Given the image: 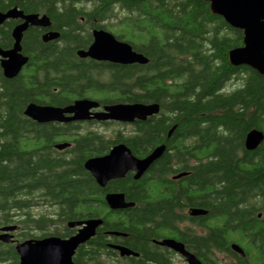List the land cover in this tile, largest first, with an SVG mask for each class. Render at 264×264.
I'll return each instance as SVG.
<instances>
[{
  "label": "trees",
  "instance_id": "1",
  "mask_svg": "<svg viewBox=\"0 0 264 264\" xmlns=\"http://www.w3.org/2000/svg\"><path fill=\"white\" fill-rule=\"evenodd\" d=\"M28 1L29 4L25 0L26 6L32 9L40 6L42 11L54 5V0ZM56 1L57 6L68 4L72 7L79 0ZM83 1L95 7L91 14H103L107 19L105 25L97 26L131 44L148 61L134 65L106 63L99 77L88 75L90 63L81 72L76 64L75 49L82 43L76 41L70 47L58 50L56 59L45 61L47 71L54 68L57 83H50L47 73L41 83L34 74L24 80L20 75L12 79L0 78V222L19 223L18 211L31 205L29 200L20 198L25 192L34 195L33 175L37 168L33 153L20 149V144L29 142L21 138L23 128L31 127L24 121L28 118L24 109L30 99L33 101L35 92L47 89L50 84L63 87L62 92H67L66 95L86 96L87 93L80 91L82 85L100 87L94 83L100 80L105 93L115 95L107 99L110 102L158 103L161 116L153 122V135L147 127L137 131L136 150L139 152L142 143H150L151 150L161 144L165 134L162 130L169 120L164 115L175 106L181 115L173 122L181 120L177 132L186 137L184 160L175 171L187 172L183 178L187 202L196 198L206 204L210 197L222 200L214 205L218 206L215 215L218 226L221 222L228 225L229 216L239 212V200L264 198V138L254 150L244 147L249 130L257 128L264 134V75L247 65H232L228 60V51L242 44V30L212 13L205 0ZM10 3L19 6L17 0H10ZM71 11L73 15L74 11L80 14V10ZM68 14V11L55 13L54 20L65 19ZM229 79H238L240 83L227 90L224 87ZM121 94L125 98L118 97ZM62 100L58 95V102ZM31 133L27 132L28 135ZM166 157L165 151L157 162L165 176L172 172L165 164ZM54 178L60 184L50 189V195L64 201L58 205V222L97 216L92 212L94 207L90 200H77L90 195L93 188H97L95 184L90 182L94 187L78 188V181L70 175H55ZM116 183L120 186L123 181ZM131 195L128 192V197ZM29 220L36 223L31 217ZM121 220L127 221V218ZM37 221L42 225L50 222L46 216ZM216 228L215 232L220 236L218 229L222 228Z\"/></svg>",
  "mask_w": 264,
  "mask_h": 264
},
{
  "label": "flooded vegetation",
  "instance_id": "2",
  "mask_svg": "<svg viewBox=\"0 0 264 264\" xmlns=\"http://www.w3.org/2000/svg\"><path fill=\"white\" fill-rule=\"evenodd\" d=\"M17 1L19 6H11L10 0H0V13L5 14L10 9L16 8L22 11L23 15L36 14L39 18L46 16L48 22L47 24L29 23L22 31L19 53L25 56L27 61L15 76H4L1 61L7 56L0 54L2 76L0 78L12 79L20 75L21 80H24L25 77L32 78L34 74L41 83V78L47 73L49 82L57 83L54 68L48 66L50 69L47 71L45 61L56 59L58 50L70 47L71 43L76 41L82 42L79 48L75 49L76 64L81 72L90 63L92 67L88 75L97 74L96 76L99 77L106 63L140 64H119L78 54L79 51H86L93 43L95 31H109L97 26L105 25L107 22L104 15L91 14L90 11L95 7L84 4L83 0H79L72 7L67 6L68 4L57 6V1L54 0V5L43 11L40 6L34 9L26 6L25 0ZM26 3L29 4L30 1L26 0ZM72 9L80 10V14L74 11L75 15H73ZM63 11L69 12L68 17L55 21L54 14H63ZM70 16H72L71 20ZM24 21L25 19L20 16H13L5 18L0 23V50L8 51L13 47L15 42L13 29ZM94 83L100 87L90 88L82 85L80 88L81 92L87 93L86 96H78L77 93L66 95L67 92H62L63 87L50 84L47 89L35 92L33 101L29 100L40 106L65 107L76 100L88 99L96 101L97 105L89 108L90 117L85 119L45 122L31 118L24 119L31 124V127L23 128L21 138L28 139L29 142L24 141L20 144V149L23 152L33 153L35 157L37 168L34 171L33 183L36 190L32 195L33 198L26 192L21 194L20 198L29 200L31 205L29 208L22 207L18 211L19 223L0 222V236L7 234L3 239L0 238V264L20 263V256L16 251L17 243L50 236L68 238L77 233L80 225L68 226L71 220L58 222V205L64 201L50 195V189L60 184L55 180V175H70L78 181V188L94 187L90 186V182L97 186L90 195L77 199L78 202L90 200L94 207L92 212L97 213V216H88L77 221L99 218L101 223L89 239L77 246L72 256L74 264H191L189 255L196 264H264L263 197L239 200L237 202L239 212L229 216L228 225L221 222L219 226L215 219L218 206L214 205L222 200L210 197L206 199V204H202L196 198L187 202L183 180L187 172L175 171L182 166L186 141L185 135L177 132L181 120L173 122L179 114L181 115L174 109L175 106L172 111H167L164 115L169 120L165 123V130H162L165 134L159 142L164 145L161 156L139 176H136V170L128 169L123 176L109 178L103 185L97 181L85 167L87 160L106 156L113 147L120 144L125 145L136 158H144L154 149H150L152 146L150 143L145 145L142 143L139 147L142 151L136 150L137 131L147 127L153 135L152 125L160 118L161 108L159 106L156 114L149 115L143 120L95 118L93 114L103 111L105 106L129 102H110L107 99L115 95H107L100 80ZM1 90L2 80H0ZM58 95L64 100L58 102ZM118 97L125 98L123 94ZM65 115L71 116L72 113ZM27 132L32 133L28 135ZM59 144L65 145L58 147ZM165 151L167 152L165 164L172 171L166 176L161 174L162 168L157 167V162ZM157 169L159 172L156 173ZM181 173H183L181 176H177ZM117 181H123L122 185L119 186ZM215 188L218 187L215 185ZM128 192L133 196L128 197ZM116 193L123 195V201L127 206L122 208L110 206L107 195ZM34 206H43V209L33 213L31 209ZM230 211L233 212L231 209ZM44 216L49 217V224H38V218ZM30 217L31 220H36V223H31ZM121 218H127V221H122ZM11 224H16L14 230H3V227ZM115 225L116 227L113 228ZM216 227L222 228L218 229L220 236L215 232ZM122 249L128 252H122Z\"/></svg>",
  "mask_w": 264,
  "mask_h": 264
},
{
  "label": "water",
  "instance_id": "3",
  "mask_svg": "<svg viewBox=\"0 0 264 264\" xmlns=\"http://www.w3.org/2000/svg\"><path fill=\"white\" fill-rule=\"evenodd\" d=\"M205 1L209 2L212 13L222 16L230 26L241 29L243 32L242 44L228 51L230 64L247 65L264 75V0ZM13 16H20L25 21L13 29L12 35L15 39L13 47L8 51L0 50L1 55L7 56L1 61L5 77L15 76L27 61V58L19 53L22 31L29 23L47 24L48 22L46 16L39 18L36 14L23 15L22 11L12 8L5 14L0 13V23L5 18ZM78 54L119 64H145L148 61V58L141 52L133 50L128 42L116 39L107 30L95 31L93 43L86 51H79ZM96 105V101L88 99L76 100L65 107L40 106L29 103L24 109V114L38 122L79 120L90 117L88 110ZM158 111V103H116L105 106L103 111L94 113L93 117L121 121L143 120ZM66 113H72V115L66 116ZM263 138L264 134L261 130L257 128L249 130L244 138L245 149H256ZM163 151L164 145L161 144L144 158H136L125 145L120 144L113 147L106 156L87 160L85 167L103 185L109 178L123 176L128 169L136 170V176H139L155 159L161 156ZM107 201L112 208L127 206L120 193L107 195ZM100 223L99 218L77 222L69 221L68 226L80 225V227L77 233L68 238L50 236L17 243L16 251L20 256L19 264H74L72 256L77 246L89 239ZM15 228V225H8L3 227V230L12 231ZM6 235L0 236V238L3 239ZM122 252L128 251L122 249ZM189 261L191 264H196L190 255Z\"/></svg>",
  "mask_w": 264,
  "mask_h": 264
},
{
  "label": "rangeland",
  "instance_id": "4",
  "mask_svg": "<svg viewBox=\"0 0 264 264\" xmlns=\"http://www.w3.org/2000/svg\"><path fill=\"white\" fill-rule=\"evenodd\" d=\"M240 83V80H238V79H229L228 81H227V83L225 84V89H227V90H231L232 88H234L235 86H237L238 84ZM259 198V197H258ZM43 209V206H34L32 209H31V211L33 212V213H37V212H39L40 210H42ZM16 210H14V212H15ZM16 213V212H15ZM18 214V213H17Z\"/></svg>",
  "mask_w": 264,
  "mask_h": 264
}]
</instances>
